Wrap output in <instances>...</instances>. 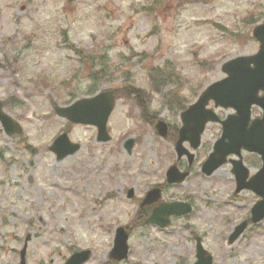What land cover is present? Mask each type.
Returning a JSON list of instances; mask_svg holds the SVG:
<instances>
[{"label": "rangeland", "instance_id": "obj_1", "mask_svg": "<svg viewBox=\"0 0 264 264\" xmlns=\"http://www.w3.org/2000/svg\"><path fill=\"white\" fill-rule=\"evenodd\" d=\"M263 19L264 0H0V102L21 128L7 135L0 125V264H18L27 239L26 264H63L85 248L88 264H107L121 226L129 252L117 264H193L196 238L212 264H264V221L230 241L256 196L232 195L229 163L201 172L220 127L208 124L194 151L183 144L191 163L177 159L171 131L181 126L179 108L225 78L223 64L257 52L252 31ZM106 90L116 96L106 143L95 141L94 127L53 111ZM260 114L252 107V117ZM159 119L170 128L166 139L154 129ZM63 132L79 149L57 160L49 146ZM243 156L254 173L256 155ZM173 164L189 176L163 186ZM156 185L159 202L191 208L165 229L138 219L151 213L139 205Z\"/></svg>", "mask_w": 264, "mask_h": 264}, {"label": "water", "instance_id": "obj_2", "mask_svg": "<svg viewBox=\"0 0 264 264\" xmlns=\"http://www.w3.org/2000/svg\"><path fill=\"white\" fill-rule=\"evenodd\" d=\"M252 36L259 43L258 52L253 56L237 57L223 64L221 71L226 75V78L210 85L200 95L198 101L182 114V128L179 131L175 148L178 158L186 155L189 158V163H191L192 156L183 150L182 144L188 142L192 149H197L205 125L210 122H218L212 112L205 110L208 103L213 101L215 107L235 110L237 115L228 118L221 124L223 127L221 139L215 144L213 154L203 164L202 172L206 176H210L225 164L228 155L234 154L240 157L239 151L241 149L260 155L263 166L249 180H247L248 172L241 161L233 162L232 170L236 179L237 191L250 189L262 198V201L257 203L251 211L252 222L257 223L264 218V21L254 28ZM259 92L262 93L261 97L258 96ZM114 100L112 93L106 92L91 99L79 100L68 108H55L54 111L57 116L72 124L95 127L97 129L96 141L105 143L110 140L106 132V124L113 110ZM253 105L262 110L263 117L260 120H255L248 127L250 108ZM0 124L7 135L21 133V128L2 112L1 103ZM156 130L162 138H166L167 127L162 122L157 123ZM131 145V142H127L126 149L128 152H130ZM78 149L79 146L70 143L65 133L58 136L49 148L57 160L73 155ZM187 175L188 173L180 174L175 168H171L167 173V182L169 184L181 183ZM158 199L159 192L152 191L147 195L142 205H150ZM189 212V206L184 204H161L154 209L147 223L164 228L169 223L170 216H182ZM244 227L245 224H242L230 241L237 238ZM126 241V234L121 229L118 230L112 252V255H117L116 260L126 258ZM203 253L201 247L198 246V261L195 264H210V258L203 259ZM24 254L25 248L20 254V264H25ZM82 256L85 257L84 260L73 257L67 264H82L87 260L88 253L82 254Z\"/></svg>", "mask_w": 264, "mask_h": 264}, {"label": "flooded vegetation", "instance_id": "obj_3", "mask_svg": "<svg viewBox=\"0 0 264 264\" xmlns=\"http://www.w3.org/2000/svg\"><path fill=\"white\" fill-rule=\"evenodd\" d=\"M194 103V102H193ZM192 104H190V105H188L187 107L185 106V107H182V108H179V110L181 111V114H180V120H181V116H182V114L191 106ZM209 108V107H208ZM219 109V108H218ZM218 109H215L216 111H218ZM213 110H214V108H213ZM214 113H215V115L217 116V118L219 119V120H224V119H226L227 117H231L233 114H234V111H233V113L232 114H229V115H227V117H225V118H221L218 114H216V113H218V112H215L214 111ZM259 116H261V114L259 115ZM251 117H252V109H251ZM255 118H257V117H252V119H255ZM158 122H162L166 127H167V129H168V132L170 131V128H169V126L165 123V122H163L162 120H158ZM157 123V122H156ZM155 123V124H156ZM215 124H217L219 127H220V125L218 124V123H215ZM155 126V125H154ZM182 128V121H181V126H180V128H176V129H171V131H172V134H173V136L175 135V133H176V138H177V135H178V137H179V131H180V129ZM220 130H221V127H220ZM221 133V132H220ZM176 138H175V140H176ZM244 153H246V152H241V159H242V161H243V164L245 165L246 164V162L244 161V156H243V154ZM249 154V153H248ZM255 155V154H254ZM256 158H257V160L255 161L256 162V164H253V165H249V167H250V169H253L254 170V173H251L250 171H249V169H248V176H249V178L251 177V176H253L257 171H259L260 170V168H261V165H262V162H261V159H260V157L258 156V155H256ZM235 159V157H229L227 160H228V162L227 163H229V165L231 166V174H232V169H233V164H232V160H234ZM231 160V161H230ZM234 184H235V187H234V190H233V196H236L237 194H240V193H242V192H247V193H252L254 196H256V199H258L259 197L255 194V193H253L251 190H249V189H241V190H239V191H237V185H236V182H234ZM161 188H163V187H161ZM160 188V190H162ZM251 209H252V207L250 208V211H251ZM250 211H249V213H248V216H246V223L249 225V224H252V223H250ZM139 217H138V219L139 218H142V221L145 223V221L147 220V218H148V216L149 215H138ZM141 222V221H140ZM253 225V224H252ZM127 228L128 227H126V232H127V235H128V239H127V256H126V258H124V259H121V260H116V256L117 255H112V252H113V249H114V247H113V244H114V238H115V231L112 233V243H111V246H110V248L108 249V251L106 252V257H107V259H108V261H107V264H117V263H119V262H122L123 260H127V257H128V252H129V246H128V240H129V233H128V231L129 230H127ZM28 240V239H27ZM26 240V243L24 242L23 243V245H22V247H21V249L19 250V256H20V252H21V250L23 249V246L24 247H26V251H27V241ZM195 243H196V245H195V250H194V257H195V260L197 261L198 259H197V247L198 246H200L202 249H203V251H204V253H203V259H206V258H210L211 259V262H210V264H212V257L210 256V254L207 252V250H205L203 247H202V245H201V241H200V239L199 238H196L195 239ZM85 253H88V257H87V260L85 261V262H83L82 264H88L89 263V261H90V259H91V256H92V251L90 250V249H88V248H85V249H81V250H75V251H72V253L69 255V257H67V259L63 262V264H67L69 261H70V259H72L73 257H77V259H81V260H84L85 259V257H83L82 256V254H85ZM195 263V262H194ZM19 264V263H18ZM25 264H26V261H25Z\"/></svg>", "mask_w": 264, "mask_h": 264}, {"label": "trees", "instance_id": "obj_4", "mask_svg": "<svg viewBox=\"0 0 264 264\" xmlns=\"http://www.w3.org/2000/svg\"><path fill=\"white\" fill-rule=\"evenodd\" d=\"M84 61V63L86 62V64H88V63H91L92 62V59L91 58H86V59H83ZM95 62H97L98 64H97V66H100V65H106L105 64V61H104V59L103 58H99V59H97V60H95ZM93 63V62H92ZM89 71H91V70H89ZM93 77V75H90V78H92ZM128 89V88H127ZM93 94V93H92ZM128 94V91H124V95H127ZM174 138H176V133H175V135H174Z\"/></svg>", "mask_w": 264, "mask_h": 264}, {"label": "bare ground", "instance_id": "obj_5", "mask_svg": "<svg viewBox=\"0 0 264 264\" xmlns=\"http://www.w3.org/2000/svg\"><path fill=\"white\" fill-rule=\"evenodd\" d=\"M218 171H219V170H218ZM218 171H217V172H218Z\"/></svg>", "mask_w": 264, "mask_h": 264}]
</instances>
